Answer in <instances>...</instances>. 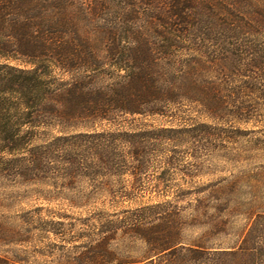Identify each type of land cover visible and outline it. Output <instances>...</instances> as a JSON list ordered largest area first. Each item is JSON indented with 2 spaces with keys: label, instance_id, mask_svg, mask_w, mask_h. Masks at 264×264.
<instances>
[{
  "label": "rangeland",
  "instance_id": "1",
  "mask_svg": "<svg viewBox=\"0 0 264 264\" xmlns=\"http://www.w3.org/2000/svg\"><path fill=\"white\" fill-rule=\"evenodd\" d=\"M218 1L225 5L214 9L212 24L204 22L200 51L190 52L199 60L201 89L176 92V101L157 114L150 107L123 115L120 156L79 165L102 175L81 176L55 152L0 178V254L22 264H56V255L84 250L85 238L72 241L88 232L79 219L170 201L186 223L187 241L210 233L209 245L228 246L252 229L264 248V0ZM70 7L82 31L117 32L115 54L103 52L107 70L115 63L144 66L151 81V49L132 35L151 33V0H71ZM163 53L157 54L163 65L169 56L180 66L191 59L182 47ZM98 130L116 131L107 124ZM35 131L29 147L61 135L57 127ZM198 199L205 203L191 207Z\"/></svg>",
  "mask_w": 264,
  "mask_h": 264
},
{
  "label": "trees",
  "instance_id": "2",
  "mask_svg": "<svg viewBox=\"0 0 264 264\" xmlns=\"http://www.w3.org/2000/svg\"><path fill=\"white\" fill-rule=\"evenodd\" d=\"M70 2L0 0V178L31 161L43 162L55 152L56 158L64 159L81 176L102 175L100 170L85 173L79 165L104 164L120 156L118 142L124 132L118 126L122 127L119 120L123 115L144 114L150 107L157 114L176 101L180 95L176 92L189 86L193 92L201 89L199 60L190 52L200 51L197 37L209 28L204 22L212 24L208 19L214 9L225 5L218 0H151L150 27L147 25L151 33L148 29L132 34L135 44L151 49L150 81L144 66L115 63L107 70L103 52L115 54L117 32L95 35L82 31L74 20L79 13ZM89 10L87 5L86 14ZM198 27L201 30L195 32ZM102 46L108 50H100ZM113 46L117 47L111 49ZM180 47L191 58L183 66L172 63L168 55ZM166 51L169 58L163 65L158 56ZM104 124L116 131H99L98 125ZM55 127L61 135L51 143L29 147L30 133ZM203 203L198 199L190 206L197 209ZM177 209V203L170 201L133 210L95 211L79 219L88 232L72 240L85 238L84 250L74 256L56 255L53 262L264 264V248L251 236L254 230L228 246L209 245L210 233L189 242L184 238L186 223ZM0 264L22 263L0 254Z\"/></svg>",
  "mask_w": 264,
  "mask_h": 264
}]
</instances>
